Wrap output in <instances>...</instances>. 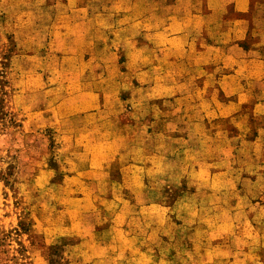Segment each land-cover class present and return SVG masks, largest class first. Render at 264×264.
<instances>
[{
  "label": "rangeland",
  "instance_id": "374dc122",
  "mask_svg": "<svg viewBox=\"0 0 264 264\" xmlns=\"http://www.w3.org/2000/svg\"><path fill=\"white\" fill-rule=\"evenodd\" d=\"M58 1L0 0V264H264V180L223 179V119L153 100Z\"/></svg>",
  "mask_w": 264,
  "mask_h": 264
},
{
  "label": "crops",
  "instance_id": "0c3cea01",
  "mask_svg": "<svg viewBox=\"0 0 264 264\" xmlns=\"http://www.w3.org/2000/svg\"><path fill=\"white\" fill-rule=\"evenodd\" d=\"M57 6L69 20L66 30L91 36L94 52H123L124 77L158 92L153 100L171 102L174 111L180 101H196L198 122L223 119V179L264 180V0H59ZM246 168L255 169L252 176ZM229 189L243 194L237 184ZM241 213L223 205V228Z\"/></svg>",
  "mask_w": 264,
  "mask_h": 264
}]
</instances>
